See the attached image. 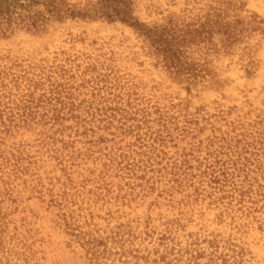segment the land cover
I'll return each instance as SVG.
<instances>
[{
  "label": "rangeland",
  "instance_id": "374dc122",
  "mask_svg": "<svg viewBox=\"0 0 264 264\" xmlns=\"http://www.w3.org/2000/svg\"><path fill=\"white\" fill-rule=\"evenodd\" d=\"M131 8L0 34V264H264V0Z\"/></svg>",
  "mask_w": 264,
  "mask_h": 264
},
{
  "label": "trees",
  "instance_id": "16d2710c",
  "mask_svg": "<svg viewBox=\"0 0 264 264\" xmlns=\"http://www.w3.org/2000/svg\"><path fill=\"white\" fill-rule=\"evenodd\" d=\"M99 2L96 0L94 3ZM124 3L125 7L117 13L108 7L86 11L83 7H74L67 0H0V34L12 33L16 29L40 33L51 23L68 18L105 19L136 26L139 23L133 15L131 0H124Z\"/></svg>",
  "mask_w": 264,
  "mask_h": 264
},
{
  "label": "snow or ice",
  "instance_id": "6c2138e0",
  "mask_svg": "<svg viewBox=\"0 0 264 264\" xmlns=\"http://www.w3.org/2000/svg\"><path fill=\"white\" fill-rule=\"evenodd\" d=\"M73 6L74 7L82 6L86 11L89 9L95 10L100 7H108L119 13V11L125 7V3L124 0H100L99 3H94L93 0H86V2L83 5L76 3Z\"/></svg>",
  "mask_w": 264,
  "mask_h": 264
}]
</instances>
